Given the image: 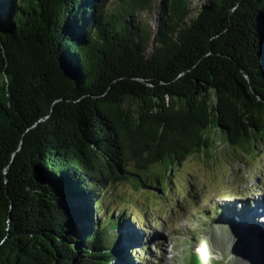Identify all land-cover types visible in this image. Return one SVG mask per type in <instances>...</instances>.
<instances>
[{"label":"trees","instance_id":"trees-1","mask_svg":"<svg viewBox=\"0 0 264 264\" xmlns=\"http://www.w3.org/2000/svg\"><path fill=\"white\" fill-rule=\"evenodd\" d=\"M155 10V27L138 19ZM192 13L193 0H0V264H132L139 234L105 205L112 186L164 192L218 139L264 143V0Z\"/></svg>","mask_w":264,"mask_h":264},{"label":"rangeland","instance_id":"rangeland-1","mask_svg":"<svg viewBox=\"0 0 264 264\" xmlns=\"http://www.w3.org/2000/svg\"><path fill=\"white\" fill-rule=\"evenodd\" d=\"M204 2L193 0L192 15ZM158 16L157 10L144 11L138 19L155 27ZM218 140L211 150L175 166L164 192L132 180L108 190L107 208L115 217L123 212L130 219L128 229L139 234L132 264H264L259 211L264 209V143L242 153ZM145 181L161 186L147 175ZM97 216L102 218L104 211ZM123 230L119 226L115 232ZM125 244L122 240L118 246Z\"/></svg>","mask_w":264,"mask_h":264},{"label":"water","instance_id":"water-1","mask_svg":"<svg viewBox=\"0 0 264 264\" xmlns=\"http://www.w3.org/2000/svg\"><path fill=\"white\" fill-rule=\"evenodd\" d=\"M247 78L249 79L248 76H247ZM249 81H250V79H249ZM38 82H39V80H37V83H38ZM251 91L255 93V91L253 90V87H252V86H251ZM255 96H256V98H257L258 100H262V101H264V99L261 97V95L255 93Z\"/></svg>","mask_w":264,"mask_h":264},{"label":"bare ground","instance_id":"bare-ground-1","mask_svg":"<svg viewBox=\"0 0 264 264\" xmlns=\"http://www.w3.org/2000/svg\"><path fill=\"white\" fill-rule=\"evenodd\" d=\"M261 203H262V201H260ZM263 213V216L261 217L263 220H264V212H262ZM261 236V235H260ZM245 259V258H244Z\"/></svg>","mask_w":264,"mask_h":264}]
</instances>
